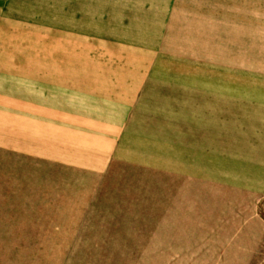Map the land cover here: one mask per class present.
<instances>
[{"label": "rangeland", "instance_id": "obj_1", "mask_svg": "<svg viewBox=\"0 0 264 264\" xmlns=\"http://www.w3.org/2000/svg\"><path fill=\"white\" fill-rule=\"evenodd\" d=\"M263 26L246 0H0V137L28 75L133 64L147 80L103 173L0 149V264H217L225 248L195 242L264 225V198L227 182L231 157L264 159ZM249 258L264 264V237Z\"/></svg>", "mask_w": 264, "mask_h": 264}, {"label": "crops", "instance_id": "obj_2", "mask_svg": "<svg viewBox=\"0 0 264 264\" xmlns=\"http://www.w3.org/2000/svg\"><path fill=\"white\" fill-rule=\"evenodd\" d=\"M246 6L249 22L264 23V0H246ZM255 6L259 9L256 19ZM58 67L54 66L58 74L52 79L41 74L37 78L29 75L23 78L26 80L23 102L28 106L23 111H14V105L10 106L0 149L103 173L115 156L147 80L140 77L133 64H70L68 74H62L61 66ZM7 100L12 104L13 99ZM254 103L256 111L264 112V100ZM238 158L231 157L229 178L224 180L235 192L231 197L264 198V159ZM253 204L236 200L233 206L234 209L242 207V215L259 214V208ZM182 209L187 207L183 204ZM226 230L229 233L222 243L195 242L193 246L225 248L222 252L213 251L215 257L209 261L212 263L248 264L254 247L264 237V225L248 220L239 226L230 224ZM177 243L172 246H183Z\"/></svg>", "mask_w": 264, "mask_h": 264}]
</instances>
